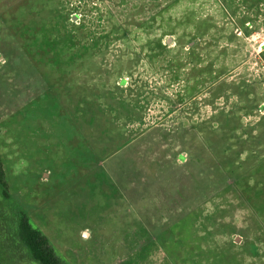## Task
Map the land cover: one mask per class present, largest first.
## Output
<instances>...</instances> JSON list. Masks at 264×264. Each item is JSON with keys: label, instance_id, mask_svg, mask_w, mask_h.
<instances>
[{"label": "rangeland", "instance_id": "1", "mask_svg": "<svg viewBox=\"0 0 264 264\" xmlns=\"http://www.w3.org/2000/svg\"><path fill=\"white\" fill-rule=\"evenodd\" d=\"M141 2L0 0V264H35L15 210L64 264H264L262 16L190 66Z\"/></svg>", "mask_w": 264, "mask_h": 264}, {"label": "trees", "instance_id": "2", "mask_svg": "<svg viewBox=\"0 0 264 264\" xmlns=\"http://www.w3.org/2000/svg\"><path fill=\"white\" fill-rule=\"evenodd\" d=\"M144 7H146L148 12L151 11V13H149V17L151 19L150 21H158L159 27L164 29V31L167 30L170 34H174L177 32L178 28H181L183 30L182 34H189L192 36V38H190L192 40L187 42L189 48H187L184 55V63L186 65H190L192 59L197 57L195 50L192 49L193 39L204 37V35L209 30H211V25L214 23V21L227 18L223 26H221L222 29L220 28L221 30H213L214 34L220 33V36L218 37H222V31H225L224 35L233 37L237 36L236 33H234L236 28H238L239 31H242V33L247 30L249 32V29L253 27L252 25L256 23L258 19L260 20V16L252 17L250 15L253 12L260 14L262 16L260 21L264 23V0H142L139 9L141 10ZM177 7H184V9L180 13L179 11L174 10ZM94 8L99 7L97 6ZM203 9L206 12H203ZM176 11L177 15L174 14ZM132 14L134 13L132 12ZM131 19V22L128 24L136 25L138 27H142L143 25L145 26L146 22L136 21L134 18ZM229 25L233 26L234 31L233 29L229 30ZM241 26L244 27V29L241 28ZM177 41V47H184L185 41L182 40L181 36ZM159 45L164 52L168 51V53H171L175 50L172 48L173 46H170L171 44L169 43L164 45L162 42H160ZM181 64L182 62H180L179 59L176 60L173 56H170L167 59V65L169 66L170 71L177 69L179 70L182 68ZM191 69L195 70V66L191 67ZM222 70L225 71L226 67H221L220 71ZM199 71L201 70L199 69ZM188 73L189 72H187V74ZM218 75H216L214 78H217ZM185 81H188V78ZM119 82H125V79L121 78ZM198 82H204V80H199ZM243 150H245V146L241 145L237 152L240 153ZM0 187H7L5 172L1 163V159ZM13 219L14 221L12 220V222H15L18 239L23 243L24 249L33 258L35 264H64V261L60 258L55 246L49 241L47 236L39 228L31 223L30 219L25 213L15 210Z\"/></svg>", "mask_w": 264, "mask_h": 264}]
</instances>
